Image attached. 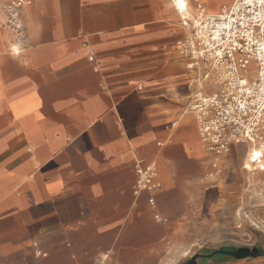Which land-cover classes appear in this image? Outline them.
<instances>
[{
	"label": "crops",
	"instance_id": "obj_1",
	"mask_svg": "<svg viewBox=\"0 0 264 264\" xmlns=\"http://www.w3.org/2000/svg\"><path fill=\"white\" fill-rule=\"evenodd\" d=\"M181 17L176 0H0V264H264L208 258L264 223V157L200 141L190 98L217 87L180 56ZM136 159L159 189L134 196Z\"/></svg>",
	"mask_w": 264,
	"mask_h": 264
},
{
	"label": "built area",
	"instance_id": "obj_2",
	"mask_svg": "<svg viewBox=\"0 0 264 264\" xmlns=\"http://www.w3.org/2000/svg\"><path fill=\"white\" fill-rule=\"evenodd\" d=\"M194 3L191 14L178 4L184 33L176 47L198 81L217 87L210 94L195 91L190 98L199 139L215 158L234 144H247L252 148L250 163H258L264 157V0H232L218 14H208L197 0ZM15 9L10 5L5 12L19 29ZM133 169L134 196L159 189L153 164L136 159ZM211 169L213 178L222 173L216 161ZM148 204L155 207L153 198ZM155 219L161 220L158 215ZM107 262V254L98 258V264Z\"/></svg>",
	"mask_w": 264,
	"mask_h": 264
},
{
	"label": "water",
	"instance_id": "obj_3",
	"mask_svg": "<svg viewBox=\"0 0 264 264\" xmlns=\"http://www.w3.org/2000/svg\"><path fill=\"white\" fill-rule=\"evenodd\" d=\"M216 255H222L227 258H233L235 260H243L264 256V250H262L259 246H255L253 248L226 247L214 252L208 258H213ZM198 258H200L199 255L193 257L190 261L184 264H198Z\"/></svg>",
	"mask_w": 264,
	"mask_h": 264
},
{
	"label": "rangeland",
	"instance_id": "obj_4",
	"mask_svg": "<svg viewBox=\"0 0 264 264\" xmlns=\"http://www.w3.org/2000/svg\"><path fill=\"white\" fill-rule=\"evenodd\" d=\"M254 75L252 76V78ZM214 86H206V89L212 90ZM249 229V236H243V241L239 242L236 247L238 248H253L255 246H260L261 249L262 243L264 242V223H261L257 227L248 228ZM227 245V246H226ZM229 244H222L219 245L220 248H226ZM217 246V249H219ZM219 259H225L226 257L218 255Z\"/></svg>",
	"mask_w": 264,
	"mask_h": 264
},
{
	"label": "bare ground",
	"instance_id": "obj_5",
	"mask_svg": "<svg viewBox=\"0 0 264 264\" xmlns=\"http://www.w3.org/2000/svg\"><path fill=\"white\" fill-rule=\"evenodd\" d=\"M177 3H178V4H180V3H181V4H184L185 1H184V0H178Z\"/></svg>",
	"mask_w": 264,
	"mask_h": 264
}]
</instances>
